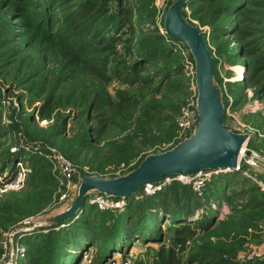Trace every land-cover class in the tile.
Wrapping results in <instances>:
<instances>
[{"label":"rangeland","instance_id":"rangeland-1","mask_svg":"<svg viewBox=\"0 0 264 264\" xmlns=\"http://www.w3.org/2000/svg\"><path fill=\"white\" fill-rule=\"evenodd\" d=\"M175 1L0 0V34L5 30L0 37V264H47L50 242L61 234L71 239L67 234L81 219L89 234L127 224L130 218L131 226L144 216L146 199L167 190L175 201L184 197L182 188L196 197L186 220L195 235L181 253L175 238L178 225L163 217L159 238L144 234L108 251L96 242L77 252L76 262L154 264L163 247L177 251L181 264L264 263V253L259 255L264 249V203L252 208L247 204L250 199L264 202V168L258 165L264 162V20L242 22L237 16L252 0H189L182 11L206 36L224 125L248 135L239 169L212 175L198 190L170 176L139 190L132 213H127L129 201L104 194L108 206L98 207L93 202L98 193L90 191L71 214L82 175L127 176L146 156L166 152L191 136L183 138L177 121L180 111L195 101L193 59L184 44L169 41L163 27ZM89 3L98 7L91 15L94 30L78 37L71 20ZM125 10L129 21L123 17ZM241 27L253 35L235 34ZM179 65L182 74L175 73ZM141 67L144 85L101 80V75H127ZM250 69L255 85L246 87ZM119 93L135 104L132 119L123 124L118 118L116 124L125 131L117 134L116 127V136L94 144L89 107L94 99L106 95L115 100ZM17 153L24 156L23 163L12 165L21 181L11 187L6 182L11 179L9 159ZM33 156L32 162L38 161L34 169L28 162ZM252 159L256 166L247 163ZM66 163L72 169L70 183L63 173Z\"/></svg>","mask_w":264,"mask_h":264},{"label":"trees","instance_id":"trees-1","mask_svg":"<svg viewBox=\"0 0 264 264\" xmlns=\"http://www.w3.org/2000/svg\"><path fill=\"white\" fill-rule=\"evenodd\" d=\"M95 4L96 3H89L82 5L75 14L74 20H71L74 33L78 37L88 36L94 30L95 22L94 18L91 15L98 8H96ZM124 14V19H127L126 21H129V13L125 10ZM237 16L241 17L242 22L256 23V19H258L259 21L261 19L264 20V0H252L248 2L247 7L237 10ZM123 25L126 24L124 23ZM246 27L237 28L235 34H245L246 36L253 35V33L248 32L250 28ZM4 32L5 30L1 31L0 37H4ZM169 41L173 42L171 40ZM157 57H162V55L158 54ZM261 62L264 63V56L262 57ZM252 68L254 67L252 66ZM183 70V66L179 65L175 68V73L182 74ZM250 70L251 71L244 78L246 87H253V85H255V72H253L252 69ZM131 71L127 75H125L123 72H115L112 76L106 77L104 75H101V80H103L104 84H107L112 79H116L120 83H124L129 86H134L137 84L144 85L146 81L140 76L143 71L142 67L140 69L132 68ZM49 105L50 103L47 105L44 111L42 110L40 118L44 119L45 111L49 107ZM89 108L92 109V113L94 115L93 119L95 123L92 134L94 135L93 143L100 144L102 141L116 136L113 134L116 127L119 128H117V134H122L125 131L124 129H122L121 131L120 124H116V121L118 118H120L119 120H123V124L129 122L132 119L136 106L133 102L131 103V101H128V99H126L125 93H119L116 95L115 100L106 95L99 100L94 99ZM23 157L21 153H17L12 156V159H9V168L12 172L10 171L11 175L9 176L11 179L6 180V182L11 183L14 181L16 167L13 168L12 163L18 160L21 161L20 163H23ZM32 161H34V156L28 160V162L32 163L31 165L34 169V167L37 166L36 164L38 163V161L35 163H33ZM214 179L216 180V182H218V184H220V177H215ZM233 179L234 181H237V175L234 176ZM228 180H230V178H228ZM209 185L213 187L212 184H208V186ZM180 190L183 191L184 197H178L175 199V201L173 199H170L169 192L167 190L155 193L148 199L145 198L146 211L144 212V216L137 217V220L132 223L131 226H129V223H131L132 218L129 219L127 224L121 223L120 225H117L119 227H111L109 230L100 231V233L97 232V230H94L89 234L87 231L86 221L84 219H81L75 224L74 228L69 234L66 233L70 236L71 239H69L65 234H61L60 236H58V238H56V240L50 242L48 252L46 253V256L50 258V261L47 262V264H78V262H76V259H74L75 254H78L77 252L83 250L86 247H89L93 243L96 244V242H101L104 249L108 251V249L111 248H118V245L124 242L126 239L134 237L143 238L144 234H147V236L150 237L159 238L160 233L157 232V227L159 226L160 220L163 217L172 220L175 224L178 225V228H176L175 231V238L180 242V245L178 247L180 249L179 253H181L184 250V245L187 242V239L192 238L195 235L194 231L189 227L186 220L192 215L190 204L193 198L196 196L188 188H182ZM133 196L134 195H131L124 199L127 202L129 201L130 203L127 213L133 212L132 210L134 209V205L131 203L133 202ZM263 203L264 202H260L259 199H250L247 202L248 208L260 206L263 205ZM124 216L125 217L121 216L122 219L126 218L125 214ZM153 226L157 229H153ZM154 230L155 232H153ZM61 236H63V238H61ZM156 258L157 259L154 264H181L180 259L178 258V252L173 250V248L164 249L162 247L158 251Z\"/></svg>","mask_w":264,"mask_h":264},{"label":"water","instance_id":"water-1","mask_svg":"<svg viewBox=\"0 0 264 264\" xmlns=\"http://www.w3.org/2000/svg\"><path fill=\"white\" fill-rule=\"evenodd\" d=\"M189 0H176L167 10L163 27L173 42L184 44L193 59L196 110L199 123L193 134L170 150L150 154L127 176L114 179L81 176L73 214L90 191L106 197L127 198L146 186L168 176L194 174L196 172L234 170L248 139L246 134H235L224 125V109L214 86L213 58L204 33L188 23L182 11ZM250 156V151H244Z\"/></svg>","mask_w":264,"mask_h":264},{"label":"built area","instance_id":"built-area-1","mask_svg":"<svg viewBox=\"0 0 264 264\" xmlns=\"http://www.w3.org/2000/svg\"><path fill=\"white\" fill-rule=\"evenodd\" d=\"M193 66V65H192ZM194 70V67H193ZM193 88H194V93H195V101L192 102L191 106L183 108L180 111V115L177 121V127L180 131V133L183 135V138H187L190 135L193 134L194 132V128L195 126L199 123V117H198V113L196 110V100H197V92H196V87H195V83H193ZM181 135V136H182ZM255 160H248V164H252L253 166H256V164L258 163L257 161L254 162ZM264 162H262V165L260 163H258L259 166H263L264 168ZM262 168V167H261ZM239 169V163L237 164V167L234 170H224V171H207V170H202L199 172H196L194 174H181V175H177V176H171L173 177L176 181H180L181 183H187V184H191L192 186H197L196 190H198L199 188H204L205 186V179H209L212 175L217 174L218 172H233L235 170ZM63 173L65 174L66 180L68 183H70L72 181L71 179V175H72V169L70 168V166L66 163L63 167ZM170 177V176H168ZM168 177H166L165 179L168 180ZM163 179V180H165ZM20 178H16L13 182H11L10 186L11 187H17L18 184H20ZM9 185V184H8ZM151 187V185L146 186L145 189ZM106 197V196H104ZM103 196H101V194H97L95 196V199L93 200V202H95L98 207L104 209L105 207L108 206V202L104 199ZM264 253V249L261 250L259 255H262Z\"/></svg>","mask_w":264,"mask_h":264},{"label":"bare ground","instance_id":"bare-ground-1","mask_svg":"<svg viewBox=\"0 0 264 264\" xmlns=\"http://www.w3.org/2000/svg\"><path fill=\"white\" fill-rule=\"evenodd\" d=\"M241 155H242V154H241ZM241 155H240V156H241Z\"/></svg>","mask_w":264,"mask_h":264}]
</instances>
